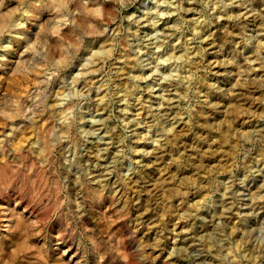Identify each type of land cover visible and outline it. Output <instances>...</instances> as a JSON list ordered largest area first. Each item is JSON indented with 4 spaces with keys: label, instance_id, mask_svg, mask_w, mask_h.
<instances>
[{
    "label": "clouds",
    "instance_id": "1",
    "mask_svg": "<svg viewBox=\"0 0 264 264\" xmlns=\"http://www.w3.org/2000/svg\"><path fill=\"white\" fill-rule=\"evenodd\" d=\"M0 264H264V0H0Z\"/></svg>",
    "mask_w": 264,
    "mask_h": 264
}]
</instances>
